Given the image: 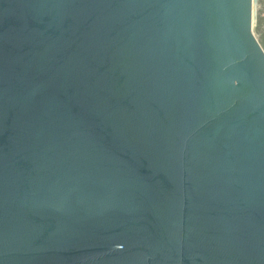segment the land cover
Segmentation results:
<instances>
[{"label":"water","instance_id":"water-1","mask_svg":"<svg viewBox=\"0 0 264 264\" xmlns=\"http://www.w3.org/2000/svg\"><path fill=\"white\" fill-rule=\"evenodd\" d=\"M252 0H0V264H264Z\"/></svg>","mask_w":264,"mask_h":264},{"label":"rangeland","instance_id":"rangeland-1","mask_svg":"<svg viewBox=\"0 0 264 264\" xmlns=\"http://www.w3.org/2000/svg\"><path fill=\"white\" fill-rule=\"evenodd\" d=\"M251 30L264 51V0H252Z\"/></svg>","mask_w":264,"mask_h":264}]
</instances>
